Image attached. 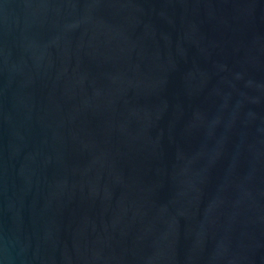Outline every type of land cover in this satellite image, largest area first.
I'll list each match as a JSON object with an SVG mask.
<instances>
[{
	"label": "water",
	"instance_id": "1",
	"mask_svg": "<svg viewBox=\"0 0 264 264\" xmlns=\"http://www.w3.org/2000/svg\"><path fill=\"white\" fill-rule=\"evenodd\" d=\"M0 264H264V0H0Z\"/></svg>",
	"mask_w": 264,
	"mask_h": 264
}]
</instances>
